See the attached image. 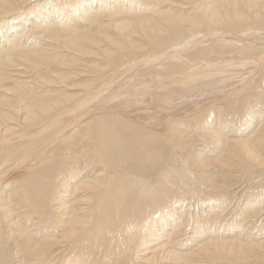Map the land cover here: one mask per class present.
<instances>
[{"label":"bare ground","instance_id":"6f19581e","mask_svg":"<svg viewBox=\"0 0 264 264\" xmlns=\"http://www.w3.org/2000/svg\"><path fill=\"white\" fill-rule=\"evenodd\" d=\"M263 215L264 0H0V264H264Z\"/></svg>","mask_w":264,"mask_h":264},{"label":"rangeland","instance_id":"374dc122","mask_svg":"<svg viewBox=\"0 0 264 264\" xmlns=\"http://www.w3.org/2000/svg\"><path fill=\"white\" fill-rule=\"evenodd\" d=\"M238 184H240V182L238 183ZM237 186V185H236ZM245 186L244 185H242L241 186V190H240V187H237L236 188V190L234 191V190H230L229 191V193L231 192V194H228V198L227 199H223V200H221V202H219L220 203V205L222 204V205H226L227 206V210L226 211H229V212H232L230 215L228 214L226 217H228L227 219H229V218H231L232 217V215H233V213L234 214H236L237 215V212L239 211V212H241L242 210L240 209V207L238 208V209H240V210H238L237 209V212H235L236 211V205H237V202H239L240 200V203L241 204H243L244 203V198L243 197H240V196H242V194H244V192H247V188H244ZM244 188V189H243ZM237 190H239V193H238V191ZM237 191V192H236ZM232 192H234V193H232ZM235 192L237 193V194H235ZM241 192V193H240ZM248 193V192H247ZM238 195V196H237ZM231 196V197H230ZM239 197V199L237 198V197ZM229 198H233V203H232V201H231V203H232V205H231V203H230V199ZM224 201V202H223ZM227 202V203H226ZM228 202L230 203V205H231V207H230V205L228 204ZM240 204V205H241ZM224 205V206H225ZM242 207L244 206V204L243 205H241ZM193 207H191V209H192ZM209 208H207V210H208ZM243 209V208H242ZM225 211V212H226ZM239 212H238V214H239ZM243 212V211H242ZM235 215V216H236ZM234 216V217H235ZM238 216V215H237ZM264 216V215H263ZM262 216V217H263ZM248 228H250V227H247L246 229H248ZM246 229H244V230H246ZM206 264H220V263H218V262H209V263H206ZM224 264V263H223Z\"/></svg>","mask_w":264,"mask_h":264}]
</instances>
